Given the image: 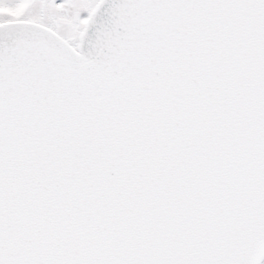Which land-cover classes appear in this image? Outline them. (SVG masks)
Returning a JSON list of instances; mask_svg holds the SVG:
<instances>
[{"label":"snow or ice","instance_id":"obj_1","mask_svg":"<svg viewBox=\"0 0 264 264\" xmlns=\"http://www.w3.org/2000/svg\"><path fill=\"white\" fill-rule=\"evenodd\" d=\"M0 264H264V0H0Z\"/></svg>","mask_w":264,"mask_h":264}]
</instances>
